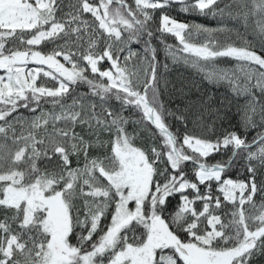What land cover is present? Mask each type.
Returning a JSON list of instances; mask_svg holds the SVG:
<instances>
[{"label": "snow or ice", "instance_id": "snow-or-ice-1", "mask_svg": "<svg viewBox=\"0 0 264 264\" xmlns=\"http://www.w3.org/2000/svg\"><path fill=\"white\" fill-rule=\"evenodd\" d=\"M261 257L264 0H0V264Z\"/></svg>", "mask_w": 264, "mask_h": 264}, {"label": "trees", "instance_id": "trees-1", "mask_svg": "<svg viewBox=\"0 0 264 264\" xmlns=\"http://www.w3.org/2000/svg\"><path fill=\"white\" fill-rule=\"evenodd\" d=\"M178 6H174L170 12L175 18L180 21L189 22V23H201L210 27L217 26V21L211 17H205L198 14H189L185 15L176 10ZM169 42L174 43V39L169 37ZM163 55V53H161ZM163 71V70H162ZM165 78L168 81L167 87L164 86L163 82L160 87L163 93L162 98L165 101L170 102V106L175 108L177 105L183 106L179 94L176 91L183 87L184 92L188 97L195 99L197 97L203 96L206 98H211L217 103L222 100L225 96H228L231 99V96L228 94L226 88L219 87L213 84H210L202 78V76L197 73V71L191 67H188L183 64H171L169 70L164 73ZM47 107V106H46ZM23 111V110H22ZM25 115H29L25 112ZM232 116H235V107L232 109ZM233 119V123H235ZM255 264H264V257L257 258Z\"/></svg>", "mask_w": 264, "mask_h": 264}]
</instances>
